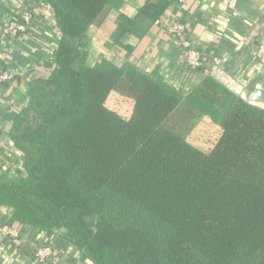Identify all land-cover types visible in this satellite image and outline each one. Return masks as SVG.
I'll use <instances>...</instances> for the list:
<instances>
[{
	"label": "trees",
	"instance_id": "obj_1",
	"mask_svg": "<svg viewBox=\"0 0 264 264\" xmlns=\"http://www.w3.org/2000/svg\"><path fill=\"white\" fill-rule=\"evenodd\" d=\"M122 5L24 1L33 23L19 44L44 52L57 41L41 74L0 63L14 75L0 85L29 97L18 111L6 108L23 160L0 169V210L11 212L1 225L43 232L94 264H264V109L214 80L187 100L156 71L108 59L88 65V30ZM169 7L147 0L137 17L120 13L114 42L131 52L123 38L147 34L138 19L157 22ZM5 39L0 48L12 50ZM112 93L132 101L129 116L108 105ZM205 116L221 129L208 151L186 138Z\"/></svg>",
	"mask_w": 264,
	"mask_h": 264
},
{
	"label": "crops",
	"instance_id": "obj_2",
	"mask_svg": "<svg viewBox=\"0 0 264 264\" xmlns=\"http://www.w3.org/2000/svg\"><path fill=\"white\" fill-rule=\"evenodd\" d=\"M24 1L26 0H0L1 42L6 40L3 31L6 19L9 18L6 13L8 8L21 14ZM168 1L170 7L167 13L157 22H151L145 17L138 19L147 30L145 37L123 38V43L131 48V52L117 45L112 35L117 27L119 14L137 17L147 0H123L120 9L110 10L99 24L90 27L87 32V64L92 66L102 59H108L120 66L135 65L146 73L156 71L187 100L191 99L200 83L214 80L248 103L264 109V69L251 54L254 46L264 36V0H187L186 4L179 3L178 0ZM173 19L187 23L193 41L207 50L209 57L199 69L188 72L178 46L169 36L166 28ZM53 37L58 39V34ZM55 43L46 44L47 49L44 52L38 51V54L37 49L29 43L23 46L16 43L10 54L0 48V63L16 65L28 77L37 71L41 74L46 71L43 64L48 59V53L45 52L50 47L53 50ZM116 97L121 98L116 93L110 95L109 106ZM28 102L29 97L24 88L6 89L0 85V152L9 149L13 125L5 118L6 108L18 111L27 106ZM130 102L129 106H132V101ZM220 130L210 117H202L188 141L198 149L208 151L216 142L210 147L206 137H210L211 141L214 137L218 140ZM10 214V210H0L1 221L4 219L3 222H6ZM35 236L34 233L24 232L20 239L9 241L0 235V264H39L34 255L38 243ZM69 251L63 250L56 264H94L90 260L81 261L76 252L70 256Z\"/></svg>",
	"mask_w": 264,
	"mask_h": 264
},
{
	"label": "built area",
	"instance_id": "obj_3",
	"mask_svg": "<svg viewBox=\"0 0 264 264\" xmlns=\"http://www.w3.org/2000/svg\"><path fill=\"white\" fill-rule=\"evenodd\" d=\"M178 1L182 4H186L187 2V0ZM44 13L46 15L45 22L50 26V33L53 35L58 34V28L55 20H53L50 15V10L46 8L44 9ZM21 14L22 22L8 18V22H6L3 31L4 37L12 40L10 42L12 47H14L16 43H19L18 39H22V36L27 34L33 23V16L31 13L22 11ZM166 30L178 46L183 62L188 70L199 69L202 67L209 57L208 52L204 47H200L193 41L187 23L182 20L173 19L168 23ZM10 52L11 47L10 49L5 50L6 54H10ZM251 54L256 63L264 69V36H262L258 43L254 46ZM13 79L14 75L12 73L4 71L0 68V84L12 82ZM14 146L15 145L10 139L9 149L6 148L4 151L0 152V169L2 171L7 170L11 165H13L11 167L16 168L23 160V154L16 148V146L14 148ZM0 235L8 238L9 241H14L16 239H20L22 231L20 226L5 225L0 227ZM35 235L36 240L38 241L34 253L37 262L39 264H56L62 251L58 249L55 241H52V238L43 232L36 233Z\"/></svg>",
	"mask_w": 264,
	"mask_h": 264
},
{
	"label": "rangeland",
	"instance_id": "obj_4",
	"mask_svg": "<svg viewBox=\"0 0 264 264\" xmlns=\"http://www.w3.org/2000/svg\"><path fill=\"white\" fill-rule=\"evenodd\" d=\"M50 32V31H49ZM49 32H46V34H48L49 35ZM41 39H44V38H46V36L44 35V34H42L41 36ZM51 37V36H50ZM47 40L45 39V42H46ZM52 41L54 42V38H52ZM53 42H52V44H53ZM45 44H43V43H41V47L42 46H44ZM50 51H52V48L50 47V49H49ZM38 52V50H36V53ZM38 54V53H37ZM43 64V63H42ZM121 98H122V96H121ZM121 98H118V97H116L115 99H113V101H112V105H110V107H113L115 110H117L119 113H121V114H123V115H125V116H129L130 114H131V110H132V106L130 105L129 106V103H131L130 102V100H128V99H125V98H123V99H121ZM122 108V109H121ZM201 118H199L197 121H196V124H195V126L198 124V121L200 120ZM221 131V130H220ZM192 132V131H191ZM191 132L189 133V134H187V136H186V138H187V140H190L189 139V136H190V134H191ZM216 140H217V137H214L213 139H212V141H211V138L210 137H206V141H207V145L208 146H212L213 144H214V142H216ZM206 145V146H207ZM97 220H99V217H93L92 218V221L93 222H96ZM47 235V234H46ZM48 236V235H47ZM68 250H70L69 252H70V256H72V255H74V253L76 252V253H78V255H79V259L81 258L80 257V252L76 249V246H74V245H68L67 246V249H66V251H68ZM72 252V253H71ZM78 255H77V258H78Z\"/></svg>",
	"mask_w": 264,
	"mask_h": 264
}]
</instances>
